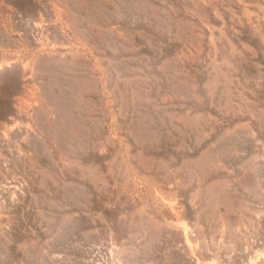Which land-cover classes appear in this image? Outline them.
<instances>
[{"label":"rangeland","instance_id":"obj_1","mask_svg":"<svg viewBox=\"0 0 264 264\" xmlns=\"http://www.w3.org/2000/svg\"><path fill=\"white\" fill-rule=\"evenodd\" d=\"M0 264H264V0H0Z\"/></svg>","mask_w":264,"mask_h":264}]
</instances>
